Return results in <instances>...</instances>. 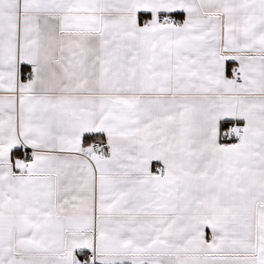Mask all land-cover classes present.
I'll use <instances>...</instances> for the list:
<instances>
[{"label": "snow or ice", "instance_id": "obj_1", "mask_svg": "<svg viewBox=\"0 0 264 264\" xmlns=\"http://www.w3.org/2000/svg\"><path fill=\"white\" fill-rule=\"evenodd\" d=\"M0 264H264V0H0Z\"/></svg>", "mask_w": 264, "mask_h": 264}]
</instances>
